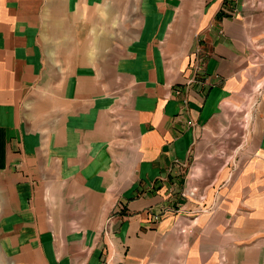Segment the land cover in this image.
Wrapping results in <instances>:
<instances>
[{
  "label": "crops",
  "instance_id": "0c3cea01",
  "mask_svg": "<svg viewBox=\"0 0 264 264\" xmlns=\"http://www.w3.org/2000/svg\"><path fill=\"white\" fill-rule=\"evenodd\" d=\"M2 250L264 264V0H0Z\"/></svg>",
  "mask_w": 264,
  "mask_h": 264
},
{
  "label": "rangeland",
  "instance_id": "374dc122",
  "mask_svg": "<svg viewBox=\"0 0 264 264\" xmlns=\"http://www.w3.org/2000/svg\"><path fill=\"white\" fill-rule=\"evenodd\" d=\"M126 12H128V11H126ZM124 16H126V15H123V17H124ZM113 18H114V20H113V22H114V26H113V27H114V31H116V28L119 27V23H121V21H120V22L118 21V20H120L119 17L117 18V17L114 16ZM117 22H119V23H117ZM113 36H114V38L116 37V33H115V32H114V35H113ZM241 109L244 111L245 108H244V107H241ZM243 111H242V113H246V112H247V111H245V112H243ZM230 127H231V126H230ZM231 128H233V126H232ZM231 128H230V129H231ZM154 218H155V219H158V216H157V217H154ZM0 252H1V253H0V254H1V255H0V264H4V263H3V260H2V259L4 258L2 252H4V251L2 250V251H0Z\"/></svg>",
  "mask_w": 264,
  "mask_h": 264
},
{
  "label": "built area",
  "instance_id": "2783aa9c",
  "mask_svg": "<svg viewBox=\"0 0 264 264\" xmlns=\"http://www.w3.org/2000/svg\"><path fill=\"white\" fill-rule=\"evenodd\" d=\"M197 69L199 70L200 68H199V67H197ZM190 193L192 194L193 192L191 191ZM190 193H189V194H190ZM155 217H157V216H155Z\"/></svg>",
  "mask_w": 264,
  "mask_h": 264
}]
</instances>
